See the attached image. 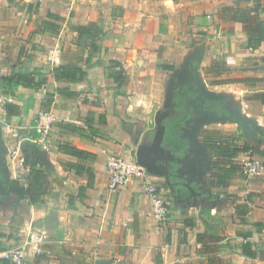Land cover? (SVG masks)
Here are the masks:
<instances>
[{
    "label": "crops",
    "instance_id": "1",
    "mask_svg": "<svg viewBox=\"0 0 264 264\" xmlns=\"http://www.w3.org/2000/svg\"><path fill=\"white\" fill-rule=\"evenodd\" d=\"M240 6L264 20V0H0V76L45 79L13 94L0 82L2 249L24 245L31 264H264V169L245 173L264 164V40L248 45ZM91 22L93 38L77 30ZM68 65L85 74L63 79ZM175 96L200 114L184 157L161 144ZM41 110L56 118L47 139L34 129ZM205 136L250 147L227 183L215 163H230ZM112 156L145 177L111 190ZM33 167L45 175L40 205L11 191L14 180L29 186ZM145 180L168 200L165 224Z\"/></svg>",
    "mask_w": 264,
    "mask_h": 264
},
{
    "label": "trees",
    "instance_id": "2",
    "mask_svg": "<svg viewBox=\"0 0 264 264\" xmlns=\"http://www.w3.org/2000/svg\"><path fill=\"white\" fill-rule=\"evenodd\" d=\"M264 10V8H263ZM251 9L247 7L240 6L236 9L235 19L239 21H244L248 24V45L252 48H257L264 40V20L256 17L255 22L251 19ZM57 19H61L59 16ZM43 25L46 28L58 29L57 25L50 24L49 22H44ZM77 30L81 34H86L90 38H93L101 30L97 23L91 22L88 26H79ZM61 77L68 81H78L83 77L85 72L75 66H63L61 68ZM39 78L36 79V76ZM0 82L4 86V93L13 94L16 89L20 87L39 89L45 79L41 77V74L37 72H22L19 71L10 76H0ZM51 97V96H49ZM173 107L169 114L162 120L160 126L164 128V133L162 137V147L165 149H170L175 155L184 157L191 155L193 153V146L190 139L186 136V131L191 129L194 123L199 119L200 114L196 108L192 106H185L184 103L175 96L173 99ZM16 104L13 102H8L6 108L9 113H12ZM158 128L148 131L145 134V140H153L157 134ZM205 145L212 150L213 154L217 157L225 158L230 163V168H223L219 163H215L218 169H223L222 171V182L227 183L226 180L229 179L232 172L236 171L238 167L233 162V157L236 156L241 151H247L250 147H239L233 145L228 140L223 141L215 137L205 136ZM72 151L79 156H91V154L86 151H78L72 148ZM92 174V172H90ZM31 175L33 179L30 181L29 186H23L20 181L14 180L11 184V191L22 199H27L30 204H43V189L45 183V175L42 169L32 168ZM225 180V181H224ZM4 234L0 232V251H2V238ZM0 264H9V262L3 258H0Z\"/></svg>",
    "mask_w": 264,
    "mask_h": 264
},
{
    "label": "built area",
    "instance_id": "3",
    "mask_svg": "<svg viewBox=\"0 0 264 264\" xmlns=\"http://www.w3.org/2000/svg\"><path fill=\"white\" fill-rule=\"evenodd\" d=\"M56 121L54 114L48 110L38 112L35 120L34 129L42 139L49 138L53 125ZM109 172L108 187L111 190H116L128 184L134 178L145 177V169L141 163L137 161H128L119 156L109 157L107 162ZM264 169V164L260 161H250L247 163L245 173L249 179L258 177ZM146 191L150 195L153 203V211L156 219L165 224L168 217V200L166 196L158 190L156 185L148 180H145ZM25 246L3 249L0 251V258L9 262V264H31L26 258L24 252Z\"/></svg>",
    "mask_w": 264,
    "mask_h": 264
},
{
    "label": "water",
    "instance_id": "4",
    "mask_svg": "<svg viewBox=\"0 0 264 264\" xmlns=\"http://www.w3.org/2000/svg\"><path fill=\"white\" fill-rule=\"evenodd\" d=\"M168 114L167 113H164L160 119V122H162V120L167 116ZM161 128L163 129L164 131V128L161 126ZM1 162V161H0ZM2 185V181L0 180V186ZM0 193H4L3 190L0 189ZM96 264H111V261L110 260H103V261H99V262H96Z\"/></svg>",
    "mask_w": 264,
    "mask_h": 264
},
{
    "label": "rangeland",
    "instance_id": "5",
    "mask_svg": "<svg viewBox=\"0 0 264 264\" xmlns=\"http://www.w3.org/2000/svg\"><path fill=\"white\" fill-rule=\"evenodd\" d=\"M189 92V94L191 95V93H193L192 91H188Z\"/></svg>",
    "mask_w": 264,
    "mask_h": 264
}]
</instances>
